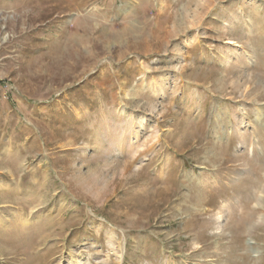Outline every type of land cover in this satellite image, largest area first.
I'll list each match as a JSON object with an SVG mask.
<instances>
[{"label":"rangeland","instance_id":"obj_1","mask_svg":"<svg viewBox=\"0 0 264 264\" xmlns=\"http://www.w3.org/2000/svg\"><path fill=\"white\" fill-rule=\"evenodd\" d=\"M0 264H264V0H0Z\"/></svg>","mask_w":264,"mask_h":264},{"label":"bare ground","instance_id":"obj_2","mask_svg":"<svg viewBox=\"0 0 264 264\" xmlns=\"http://www.w3.org/2000/svg\"><path fill=\"white\" fill-rule=\"evenodd\" d=\"M24 224H25V225H28V222H27V221H24Z\"/></svg>","mask_w":264,"mask_h":264}]
</instances>
